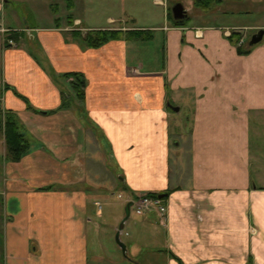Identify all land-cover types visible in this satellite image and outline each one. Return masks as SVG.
<instances>
[{"label": "crops", "instance_id": "0c3cea01", "mask_svg": "<svg viewBox=\"0 0 264 264\" xmlns=\"http://www.w3.org/2000/svg\"><path fill=\"white\" fill-rule=\"evenodd\" d=\"M47 1L0 0V26L16 30H0V111L28 140L10 159L0 128L1 263L264 264V37L250 45L244 31L264 21L240 17L264 0H193L182 18L154 0L164 22L110 15L100 25L53 17L58 1ZM216 9L222 19L204 17ZM104 29L119 35L88 43ZM68 71L84 74L83 99ZM120 190L126 205L154 193L167 206L128 225L130 207L113 228L123 257L104 243V208Z\"/></svg>", "mask_w": 264, "mask_h": 264}, {"label": "rangeland", "instance_id": "374dc122", "mask_svg": "<svg viewBox=\"0 0 264 264\" xmlns=\"http://www.w3.org/2000/svg\"><path fill=\"white\" fill-rule=\"evenodd\" d=\"M39 3L42 2V0H37ZM56 2V0H51ZM57 8L58 12L54 16H61V19L65 21V18L72 14L73 16H80L83 20L84 24H106L107 17L110 15H113L114 17H122L125 19L124 21L128 23H138V24H144L148 23L149 18H152L153 21H158L161 19L164 15V7L160 5H154V0H57ZM168 5L172 7V5L177 2L181 1L184 5L190 6L193 8H197V6L194 4L193 0H166ZM49 1L46 0V3ZM53 2V5L55 3ZM21 12L24 14L27 13V7L26 3H20ZM225 7V6H222ZM222 11L219 9L208 11V14L204 17L207 19L213 18L215 16L222 19V15L220 14ZM237 14V13H235ZM238 15V14H237ZM231 15L224 16L223 18L229 19ZM40 17L44 18L46 17L45 13L41 11ZM244 21L250 22V21H264V9L257 10L254 8L253 11L244 13L240 16ZM203 18V17H201ZM25 19L28 21L29 24L34 23L33 17L31 15L26 14ZM119 21V20H118ZM246 31V34L251 36L254 32V29L250 28ZM183 112V110H182ZM3 149L2 144L0 142V172H4V157H3ZM121 191V190H120ZM122 197H114L111 202L110 206H105V211L107 212L106 220L104 221V228H109V235L104 239V243L107 246V248L113 249L115 246V249L117 251V254L123 257L125 254L124 247L120 246L119 241L116 236V230L114 226L120 225L126 215V203L124 201L126 197V193L121 191ZM101 204L105 205L106 203L104 200L101 201ZM8 215H6L5 211V204L3 202V195L0 196V253H1V245L4 241V226L6 224V221L8 220ZM139 218V215L135 212L133 209L131 218L128 221V225L132 223V220ZM111 229V231H110ZM128 231L129 234H126L125 231ZM131 228L126 226L124 229L123 234H121L120 239L123 241H128L131 238ZM109 249V250H111ZM139 261V260H138ZM138 261L135 260V262H129V264H138ZM125 262H127L125 260ZM142 263V262H141ZM0 264L1 263V255H0Z\"/></svg>", "mask_w": 264, "mask_h": 264}, {"label": "trees", "instance_id": "16d2710c", "mask_svg": "<svg viewBox=\"0 0 264 264\" xmlns=\"http://www.w3.org/2000/svg\"><path fill=\"white\" fill-rule=\"evenodd\" d=\"M212 0H195V3L199 6H208ZM170 15H172V11L170 10ZM177 22H181L180 20H176ZM119 31L117 29L114 30H97L94 35L87 36V41L91 45H99L111 37L118 36ZM236 32H233L232 35H235ZM126 36L128 37H137L143 38L145 37V30L141 29H130L126 31ZM238 42V39H237ZM239 45V49H240ZM240 51H245L244 49H240ZM64 77H72L70 83L73 87V90L77 97L83 99L85 95V85L86 78L83 73L78 71H68L63 73ZM62 105L66 104L69 98L63 93ZM4 123V138L6 144V155L8 158L13 160H18L22 154L26 151L28 147V140L23 136V134L18 130V126L13 116L9 113H5L4 119L2 117V113L0 111V128H2Z\"/></svg>", "mask_w": 264, "mask_h": 264}, {"label": "built area", "instance_id": "2783aa9c", "mask_svg": "<svg viewBox=\"0 0 264 264\" xmlns=\"http://www.w3.org/2000/svg\"><path fill=\"white\" fill-rule=\"evenodd\" d=\"M241 29H242L241 27L234 28L235 31H240ZM0 30L2 32H16L15 29L3 27V26H0ZM5 40L10 44H13L15 41L14 38L11 36L5 37ZM243 42H244V37L240 36V38H238V43L240 44ZM130 201H131L130 207H132L137 214H142L143 212L153 208L157 209V211L161 213L165 212L167 209L164 199L160 195L154 193H143L134 197Z\"/></svg>", "mask_w": 264, "mask_h": 264}, {"label": "water", "instance_id": "95a60500", "mask_svg": "<svg viewBox=\"0 0 264 264\" xmlns=\"http://www.w3.org/2000/svg\"><path fill=\"white\" fill-rule=\"evenodd\" d=\"M171 11H172L173 16L176 18H182L186 15V10H185L184 5L181 1L175 2L171 7ZM263 37H264V28H260L251 35V37L249 39V44L253 45V44L259 43L263 39ZM130 205H131V201H128V203L126 205L127 215H126L125 219L129 215ZM122 223H121V225H122Z\"/></svg>", "mask_w": 264, "mask_h": 264}]
</instances>
